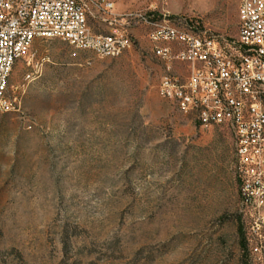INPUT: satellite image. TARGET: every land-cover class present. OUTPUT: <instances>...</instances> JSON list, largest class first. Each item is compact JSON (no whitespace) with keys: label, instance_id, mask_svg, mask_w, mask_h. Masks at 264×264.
I'll list each match as a JSON object with an SVG mask.
<instances>
[{"label":"rangeland","instance_id":"1","mask_svg":"<svg viewBox=\"0 0 264 264\" xmlns=\"http://www.w3.org/2000/svg\"><path fill=\"white\" fill-rule=\"evenodd\" d=\"M111 1L116 15L238 34L239 0ZM130 32L118 58L40 40L15 65L18 111L0 112V264H264V191L244 195L232 133L162 96L151 29Z\"/></svg>","mask_w":264,"mask_h":264},{"label":"built area","instance_id":"2","mask_svg":"<svg viewBox=\"0 0 264 264\" xmlns=\"http://www.w3.org/2000/svg\"><path fill=\"white\" fill-rule=\"evenodd\" d=\"M111 0H0V112L18 111L9 81L27 45L53 38L99 58H118L132 44L131 29H151L154 54L167 67L160 90L202 128L233 137L244 195L264 191V0H239L238 34L221 38L187 17L116 15ZM94 22L107 32H96ZM174 64L180 66L176 71ZM181 98L194 107L181 106Z\"/></svg>","mask_w":264,"mask_h":264},{"label":"bare ground","instance_id":"3","mask_svg":"<svg viewBox=\"0 0 264 264\" xmlns=\"http://www.w3.org/2000/svg\"><path fill=\"white\" fill-rule=\"evenodd\" d=\"M245 2H246V4H253L254 0H245ZM40 40H43V41H56V39H53V38H43V39H40ZM35 42L36 41H32V43H28L26 55L29 54V52L33 48ZM77 52L92 53L93 55L96 56V52H89V50H86L85 46H78V51ZM161 94H162V96H164L166 98V93L161 92ZM173 102L176 105H180V97H173ZM181 106L194 107V100H192L191 98H181ZM16 108H18L17 99H16Z\"/></svg>","mask_w":264,"mask_h":264},{"label":"trees","instance_id":"4","mask_svg":"<svg viewBox=\"0 0 264 264\" xmlns=\"http://www.w3.org/2000/svg\"><path fill=\"white\" fill-rule=\"evenodd\" d=\"M238 233H239V246H240V249H241L242 252H246L248 245H247V241H246V238H245V235L243 233L241 225L239 226Z\"/></svg>","mask_w":264,"mask_h":264}]
</instances>
